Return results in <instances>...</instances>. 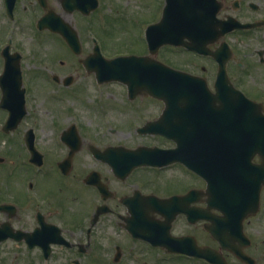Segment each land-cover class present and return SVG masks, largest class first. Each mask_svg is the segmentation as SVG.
Returning <instances> with one entry per match:
<instances>
[{
    "label": "flooded vegetation",
    "instance_id": "1",
    "mask_svg": "<svg viewBox=\"0 0 264 264\" xmlns=\"http://www.w3.org/2000/svg\"><path fill=\"white\" fill-rule=\"evenodd\" d=\"M199 1V9H189L190 26L182 28V40L201 41L202 50L182 45L188 58L182 71L226 104L217 107L207 100L200 113L208 114L209 122L196 115V129L188 132L196 137L189 144L201 154L199 171L175 162L117 172L108 158L92 151L116 143L89 142L76 126L78 143H73L78 149L70 153L61 139L56 147L49 146L32 132V156L26 141L31 132L23 127L28 84L19 38L22 13L27 17L31 11L36 27L48 11L67 19L70 7L96 5L97 10L104 0H0V264H182V253L170 249L192 247L193 241L217 251L227 264H248L231 252L233 247L249 255L252 264H264V0ZM192 12L203 18L192 19ZM197 19L206 26L194 27ZM223 28L226 32L219 33ZM41 31L58 37L50 29ZM53 71L44 72L45 82L60 81ZM21 88L24 113L12 121L17 113L11 100L18 101ZM241 112L250 121L246 130L234 124ZM132 128L127 133L148 137ZM225 153L244 154L242 186L236 183L233 164L226 168L230 157ZM210 156L212 167L206 163ZM171 167L173 176L181 167L186 177L182 185L179 172L181 186L167 192L161 178H168ZM174 195L180 196L171 199Z\"/></svg>",
    "mask_w": 264,
    "mask_h": 264
},
{
    "label": "rangeland",
    "instance_id": "2",
    "mask_svg": "<svg viewBox=\"0 0 264 264\" xmlns=\"http://www.w3.org/2000/svg\"><path fill=\"white\" fill-rule=\"evenodd\" d=\"M116 1L118 2L113 6L104 0L102 7L92 12V16L88 19L79 16L76 12L67 14L68 21L73 23L78 30L82 45L81 52L76 57L69 51L59 35L56 38L32 26L34 19L31 11L28 12L27 17L22 13L23 26L19 38L21 36V46L24 52L23 66L28 84L26 96L28 112L23 127L26 126L27 129L32 127L39 142H50L47 145L56 147L59 144V139L55 138L56 131H64L74 122L83 138L89 142L104 141L129 147L150 145L156 142L169 143L156 137L134 135L133 132L127 133L133 130L135 123L142 124L143 120L140 119L143 114L157 116V111L162 105L158 100L138 95L134 98L135 100L129 102L122 84L112 81L105 84L100 83V86L96 85L94 74L83 70L82 65L76 59L91 52L93 45L91 38L95 36L98 37L103 46L102 49L105 48L108 55L146 50L143 37L144 28L148 22H154L159 17V5L161 2L163 4V0H159V4L155 2L156 0ZM106 3L107 7H105ZM123 4L128 5L118 11L115 10V7ZM35 13L37 14V11ZM99 16L114 17V23H108L102 29L98 27L93 29ZM120 17V22H116V19ZM123 17L131 19L128 27L123 25ZM86 28H92L93 34H89ZM157 58L179 69H182V64L188 60L182 53V47L169 45L158 49ZM45 66L48 69L54 68L53 72L60 78L58 83L45 82L43 77ZM69 74H72L73 80L71 84L65 86L61 81ZM102 113L106 116L105 119L101 116ZM131 122L133 126L130 125ZM82 153L84 154L85 151ZM83 166L79 167L83 168ZM173 168L170 174H167L168 178L165 181L163 177L161 178L162 184H166L161 186L169 188L167 192L177 190L181 186L179 172L182 174V185L185 183L183 179L186 174L183 169L176 167V175L173 176ZM160 173L163 176L166 175V171ZM233 263L236 264L234 261ZM182 264L201 263L193 259L182 258Z\"/></svg>",
    "mask_w": 264,
    "mask_h": 264
},
{
    "label": "water",
    "instance_id": "3",
    "mask_svg": "<svg viewBox=\"0 0 264 264\" xmlns=\"http://www.w3.org/2000/svg\"><path fill=\"white\" fill-rule=\"evenodd\" d=\"M201 4L199 0H166L160 20L149 25L146 29L149 51L156 53L158 47L165 43L176 46L182 45L184 43L182 42V28H189L186 26L189 9H198ZM45 24L52 29H58L70 46L74 50H78L79 44L75 32L62 23L60 19L56 22L51 17L45 16L40 20L39 25L43 27L46 26ZM186 45L189 48H198L197 41L188 42ZM86 66L95 70L98 79H115L126 83L130 97H134L138 93H146L162 99L164 108L161 115L155 121L146 123L142 130L162 133L176 142V146L172 149L145 146L133 150L122 148L123 154L121 156L124 159L116 160L115 155L117 153L114 154L112 160L114 169L122 166L123 168H130L141 164L162 165L179 160L185 162L195 171H199L198 158L201 154L195 149L194 143L189 144L194 142L196 137L190 136L188 132L196 129V115L203 117L204 124L209 122L205 118L206 114L200 113V109L207 106V99L211 97L203 82L193 81L195 77L162 64L155 59L135 55L120 56L113 59L101 58L98 59L97 64L89 62L86 63ZM188 86L193 87L189 88ZM249 122L245 113L241 112L234 124L236 127L240 126L239 129L246 130ZM205 155L203 154V156ZM225 155L230 157V160L225 163L226 167L230 166L229 169H231V164H233L232 168L236 169L234 178L239 181L244 176V154L225 153ZM219 156L221 155L218 154ZM212 161L213 157L210 156L206 163L212 167ZM182 252L202 256L221 264L220 260L200 249L186 250L182 248Z\"/></svg>",
    "mask_w": 264,
    "mask_h": 264
},
{
    "label": "bare ground",
    "instance_id": "4",
    "mask_svg": "<svg viewBox=\"0 0 264 264\" xmlns=\"http://www.w3.org/2000/svg\"><path fill=\"white\" fill-rule=\"evenodd\" d=\"M207 3H203V6H205ZM192 19H196V18H198L199 16H198V14L197 13H195V12H192L191 13V16H190ZM199 22L200 23H202L203 21H200L199 19H197L196 21H195V25L194 26H197L198 24H199ZM182 33H185L184 31H182ZM201 42V41H200ZM220 98L221 97H216V96H214V99H213V97H210V98H208L207 100H209V101H211L212 99H213V101H212V104L211 105H217V107H223V106H226V104H220ZM221 105V106H220ZM11 106H12V108L15 110V112L14 113H18L19 112V109H18V102L17 101H14V102H11ZM209 115L208 114H206L205 115V118L206 119H209L210 117H208ZM198 122H197V119H196V124H197ZM260 139L263 141L264 140V138L261 136L260 137ZM262 148V146H260V149ZM263 154H264V152H263ZM230 167V166H229ZM229 167H226V168H229ZM263 173H264V171H263ZM245 177L246 176H243V178H241V179H239V181H236V183L239 185L240 183H242L241 184V186L243 185V183H244V181H245ZM264 177V176H263ZM262 177V178H263ZM264 179V178H263Z\"/></svg>",
    "mask_w": 264,
    "mask_h": 264
}]
</instances>
